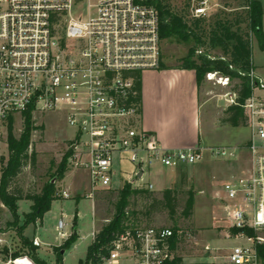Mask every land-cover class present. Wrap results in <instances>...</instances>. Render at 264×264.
<instances>
[{
    "label": "built area",
    "instance_id": "built-area-1",
    "mask_svg": "<svg viewBox=\"0 0 264 264\" xmlns=\"http://www.w3.org/2000/svg\"><path fill=\"white\" fill-rule=\"evenodd\" d=\"M152 1L0 0V122L27 110L63 112L76 130L69 140V163L86 171L89 198L112 187L115 153L127 152L135 165L125 181L131 184L156 165L190 166L206 156L238 158L234 147L164 148L156 134L143 128L137 82L144 71L162 64L160 16ZM84 6L94 8V15H73V9ZM209 7V0H197L191 14L206 16ZM217 74L207 72L205 77L227 86L229 78ZM250 76L251 93L241 105L250 128L244 147L249 163L222 182L219 198L231 221L226 237L240 243L212 256L223 264H264L259 250L264 244V78H255L254 70ZM224 95L228 104H236L235 93ZM142 187L151 189L152 184ZM56 195L69 197L65 189ZM66 225L63 218L58 220L59 234ZM96 232H91L92 241ZM32 242L40 246L36 238ZM179 244L180 231L170 227L127 228L109 252L87 264H119L120 254L132 257L134 264H167ZM203 249L223 247L205 243Z\"/></svg>",
    "mask_w": 264,
    "mask_h": 264
},
{
    "label": "rangeland",
    "instance_id": "rangeland-1",
    "mask_svg": "<svg viewBox=\"0 0 264 264\" xmlns=\"http://www.w3.org/2000/svg\"><path fill=\"white\" fill-rule=\"evenodd\" d=\"M97 0H93L96 2ZM174 8H180L184 0H168ZM243 0H209L208 12L214 14L220 12H233L240 10ZM95 9L84 6L80 11L72 10L73 15L80 12L83 17L94 15ZM191 42L177 41L176 39L162 40V58L170 65L179 64ZM209 56H217L218 51H210ZM251 55L260 75L255 73V78H264V49L259 48L257 40L251 38ZM219 74L216 75L218 77ZM206 81V77H204ZM208 81V80H207ZM237 81L228 82L222 86L214 80H209V103L203 111L201 138L213 144L226 147H234L238 155L237 159L227 160L222 158L206 157L202 162L193 165H180L171 169H165L156 165L146 170L141 180L132 183L133 187L141 188L148 183L156 198L162 196L165 188H175L176 210L174 218L167 211H158L151 214L148 225L158 227H176L180 231V244L177 255L182 258L183 264L204 262L205 264H223L222 259L213 261V255H221L227 252L226 248L240 243V241L227 238L226 232L231 221L227 220L220 197L223 195L221 184L232 174H239L248 166V154L245 145L250 135L247 125L231 126L223 123L224 110L228 105V95ZM35 124L42 126L32 134L29 154L35 152V162L31 160L22 167L11 184V189L25 196L39 192L45 181L55 171L62 155L68 149L71 139L75 137V128L66 123L63 112L49 110L35 112L33 114ZM204 118V117H203ZM207 122L216 125L209 126ZM6 123L0 122V156L7 155L6 147ZM22 128L20 114L13 116V131L19 135ZM127 152L115 153L114 176L112 189H119L123 183L133 174L135 165L128 161ZM55 182L56 191L65 189L69 197H58L51 203L41 219L25 225V214L30 211L31 201L22 199L16 202L17 219L14 220L11 212L0 200V263L7 260H19V264H36L29 257L30 246L22 238L33 241L36 238L40 246L36 250L38 258L45 260L47 264H55L56 255L53 246L60 245L72 232H76V240L62 253L61 264H85L86 250L92 243L91 232L98 230L104 219L111 218L114 210L116 193H109L111 188L100 189L94 193L93 198L86 196L89 191L88 177L85 170L74 167L69 163L63 178H51ZM144 188V187H143ZM191 190L194 196L192 214L185 218L180 216ZM147 200L143 195H136L130 201L129 208L144 211ZM60 218L66 222L64 234L58 233L57 222ZM139 225H147V217L138 214ZM24 226V227H23ZM209 243L212 247H223L222 250L205 251L203 245ZM14 254L18 256L14 257ZM119 264H134L133 258L120 254ZM14 264V263H12Z\"/></svg>",
    "mask_w": 264,
    "mask_h": 264
},
{
    "label": "trees",
    "instance_id": "trees-1",
    "mask_svg": "<svg viewBox=\"0 0 264 264\" xmlns=\"http://www.w3.org/2000/svg\"><path fill=\"white\" fill-rule=\"evenodd\" d=\"M197 0H184L180 8H174L168 0H153L152 3L159 11V36L162 40L176 39L182 42H191L186 54L180 58L176 67L194 70L196 80L200 83L207 72H217L221 76H226L230 81L237 82L232 87V93L236 94V104H228L224 110L222 122L231 126L246 125V116L241 106L244 100L251 93V76L250 71L255 66L252 62L251 55V37L257 40L258 46L264 49V30H262V17L264 10L258 0H243L240 10L233 12H208L206 16H193L191 14L192 5ZM200 50V52H197ZM218 51L217 56H209L210 51ZM163 62L161 67H163ZM140 96V81L137 82ZM22 128L18 136L13 131V117H10L6 123V147L7 155L0 156V200L4 206L11 212L14 220L17 219L18 200L26 199L32 203L30 211L25 214V225L34 223L42 218L43 214L49 210L51 203L59 196L56 195L55 182L51 181L52 177L56 179L63 178L69 166V155L71 149L68 148L62 155L55 171L50 178L44 182L39 192L33 194H21L11 189L13 180L18 175L22 167L31 160L35 162V152L29 154L33 132L42 126L35 124L33 114L30 110L22 113ZM116 193L114 210L111 218L104 219L102 225L96 232V237L88 245L85 256V264L90 260H96L101 254L109 252L113 241L127 228H133L139 225L138 214L147 217V225L150 227L151 214L153 212L167 211L171 218H174L176 210V192L175 188H165L162 196L156 198L153 191L147 188H136L131 183L124 182L117 189H110L109 193ZM143 195L148 201L144 211L130 209V201L133 196ZM194 196L191 190L180 216L189 217L193 212ZM23 226V227H24ZM177 233L176 227H171ZM233 233L235 230H231ZM252 234V231H247ZM77 238V234L72 232L60 245L53 246L56 262H62V250L68 248ZM25 243L29 244V257L36 264H47L45 260L37 257L36 250L38 246L32 241L22 238ZM175 245V239L172 248ZM261 259L264 260V244L259 247ZM18 254H14V257ZM167 264H183L182 258L176 255ZM194 264H205L198 262Z\"/></svg>",
    "mask_w": 264,
    "mask_h": 264
},
{
    "label": "crops",
    "instance_id": "crops-1",
    "mask_svg": "<svg viewBox=\"0 0 264 264\" xmlns=\"http://www.w3.org/2000/svg\"><path fill=\"white\" fill-rule=\"evenodd\" d=\"M258 1L264 10V0ZM262 30H264V17H262ZM162 62L163 67L146 70L140 77L143 128L156 134L164 148L222 146L218 143L206 142L201 138L202 120L207 119V114L206 117L203 116V110L208 106L210 99L209 80L203 79L198 83L194 70L167 64L163 58ZM253 65L255 73L260 75L254 62ZM206 123L209 126L216 125L207 121ZM14 261L10 259L0 264Z\"/></svg>",
    "mask_w": 264,
    "mask_h": 264
},
{
    "label": "water",
    "instance_id": "water-1",
    "mask_svg": "<svg viewBox=\"0 0 264 264\" xmlns=\"http://www.w3.org/2000/svg\"><path fill=\"white\" fill-rule=\"evenodd\" d=\"M140 175V174H139ZM53 182V181H52ZM74 233H76L75 231H74ZM62 253H63V250L61 251Z\"/></svg>",
    "mask_w": 264,
    "mask_h": 264
}]
</instances>
